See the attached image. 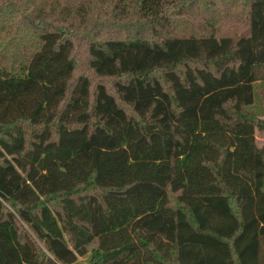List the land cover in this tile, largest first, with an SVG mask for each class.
<instances>
[{
	"label": "trees",
	"instance_id": "trees-1",
	"mask_svg": "<svg viewBox=\"0 0 264 264\" xmlns=\"http://www.w3.org/2000/svg\"><path fill=\"white\" fill-rule=\"evenodd\" d=\"M215 6L0 0V264H264V0Z\"/></svg>",
	"mask_w": 264,
	"mask_h": 264
},
{
	"label": "rangeland",
	"instance_id": "rangeland-1",
	"mask_svg": "<svg viewBox=\"0 0 264 264\" xmlns=\"http://www.w3.org/2000/svg\"><path fill=\"white\" fill-rule=\"evenodd\" d=\"M216 6L209 7L207 9L198 8L192 10L193 13L204 14V17L209 16L211 19V23L213 24V29L217 32V35H232L233 33H239L244 30L245 26L241 24V15L243 13V3L244 0H215ZM199 17V16H196ZM181 25L180 30L183 32H187L191 27L197 26L199 19H188V17L179 18ZM1 21V20H0ZM184 21H188L184 23ZM16 19L13 18L12 21H2L0 22V58L1 55L6 56L8 53L5 48L7 45L12 43L11 37L18 36L22 37V34L25 30L24 23L15 24ZM111 23H118L116 20L111 19ZM184 23V24H183ZM121 25H112V28L119 29ZM206 30V28H205ZM20 35V36H19ZM80 46L77 49V59L79 62L78 74L86 73L92 77L93 81L101 82L111 88V81L108 79H99L97 77H93L92 72L87 69V51L83 48V42H79ZM7 57V56H6ZM3 59V58H1ZM0 59V64H2V60ZM10 61V59H9ZM12 63V61H10ZM258 118L264 120V84H257L256 90V101L254 106L249 108ZM256 142L259 148L264 149V134L261 131L256 132ZM176 195H171V201L174 202ZM90 262V254L86 257H82L78 260L76 264H89Z\"/></svg>",
	"mask_w": 264,
	"mask_h": 264
}]
</instances>
